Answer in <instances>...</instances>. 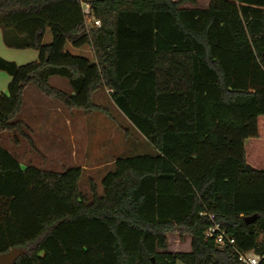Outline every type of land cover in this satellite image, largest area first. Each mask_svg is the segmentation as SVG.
<instances>
[{
  "label": "trees",
  "instance_id": "trees-1",
  "mask_svg": "<svg viewBox=\"0 0 264 264\" xmlns=\"http://www.w3.org/2000/svg\"><path fill=\"white\" fill-rule=\"evenodd\" d=\"M83 2L100 25L88 23ZM184 2L0 0L6 46L39 51L24 65L0 55L11 76L0 134L26 127L16 117L31 83L70 110L110 117L93 101L107 88L156 149L116 158L102 193L92 183L89 197L82 167L23 168L0 144V254L26 248L15 264H244L236 248L264 255V0ZM54 76L72 92L52 86ZM209 214L236 248L205 236ZM170 233L191 236V251H168Z\"/></svg>",
  "mask_w": 264,
  "mask_h": 264
},
{
  "label": "rangeland",
  "instance_id": "rangeland-1",
  "mask_svg": "<svg viewBox=\"0 0 264 264\" xmlns=\"http://www.w3.org/2000/svg\"><path fill=\"white\" fill-rule=\"evenodd\" d=\"M209 0H185L184 6L206 7ZM91 24V22H88ZM52 41V32L47 30L43 44ZM66 49L72 54L93 59L89 46L75 47L70 42ZM1 56L24 65L39 59V51L34 48H10L6 46L0 28ZM11 76L0 70V93L6 92ZM50 84L66 92H72L66 78L54 76ZM93 101L103 105L110 117L100 111L67 108L59 99L42 93L31 83L24 93V102L16 120L26 124L23 131H4L0 134V144L13 152L24 167L64 172L73 167L83 170L80 189L91 197V184L96 183L102 193V179L114 165H106L108 160L118 157H132L156 154L155 147L140 133L113 103L110 91L102 88L93 96ZM99 165V167H94ZM186 236L170 233L168 250L187 251ZM177 264H185L178 261Z\"/></svg>",
  "mask_w": 264,
  "mask_h": 264
},
{
  "label": "built area",
  "instance_id": "built-area-1",
  "mask_svg": "<svg viewBox=\"0 0 264 264\" xmlns=\"http://www.w3.org/2000/svg\"><path fill=\"white\" fill-rule=\"evenodd\" d=\"M83 12L86 15L88 22H91L94 25H100V21L94 18L91 6L88 2H83ZM111 91V90H109ZM201 214H204L201 212ZM210 219L212 220V225L206 230L205 236L208 238L214 239L215 243L219 247H224L226 245H231L235 247L236 241L235 238L230 236L225 229H223L218 223L215 222L213 214H209ZM236 248V247H235ZM239 260L244 264H259L263 256L255 253L254 251H242L236 248Z\"/></svg>",
  "mask_w": 264,
  "mask_h": 264
},
{
  "label": "water",
  "instance_id": "water-1",
  "mask_svg": "<svg viewBox=\"0 0 264 264\" xmlns=\"http://www.w3.org/2000/svg\"><path fill=\"white\" fill-rule=\"evenodd\" d=\"M257 218V215L247 217L246 222L248 224L253 223ZM27 249L22 247H15L8 252L0 254V264H15L17 259L26 254Z\"/></svg>",
  "mask_w": 264,
  "mask_h": 264
},
{
  "label": "crops",
  "instance_id": "crops-1",
  "mask_svg": "<svg viewBox=\"0 0 264 264\" xmlns=\"http://www.w3.org/2000/svg\"><path fill=\"white\" fill-rule=\"evenodd\" d=\"M1 32H2V29H1ZM3 34V33H2ZM0 54L2 55V56H4V54L0 51ZM5 57V56H4ZM10 153H12L13 154V152H12V150H10V149H7ZM115 159L116 158H114V159H111V160H108V162H106V165H114V161H115ZM21 163V162H20ZM21 165H22V163H21ZM22 167L23 168H25L23 165H22ZM82 168H83V170L86 168L84 165H82L81 166ZM94 167H99V165H96V166H94ZM101 194V193H100ZM167 237H169V234L167 235ZM186 240L188 241V246H189V248H188V250L187 251H182V252H189V251H191V240H192V238H191V236H186ZM168 251H170V252H180V251H177V250H168Z\"/></svg>",
  "mask_w": 264,
  "mask_h": 264
}]
</instances>
